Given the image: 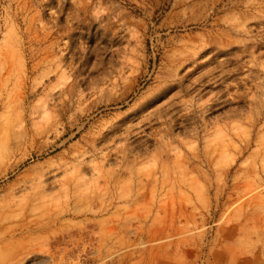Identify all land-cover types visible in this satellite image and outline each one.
<instances>
[{
    "label": "rangeland",
    "instance_id": "rangeland-1",
    "mask_svg": "<svg viewBox=\"0 0 264 264\" xmlns=\"http://www.w3.org/2000/svg\"><path fill=\"white\" fill-rule=\"evenodd\" d=\"M0 264H264V0H0Z\"/></svg>",
    "mask_w": 264,
    "mask_h": 264
}]
</instances>
